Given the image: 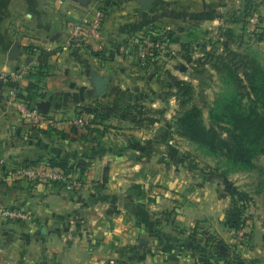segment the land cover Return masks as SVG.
<instances>
[{
	"label": "crops",
	"instance_id": "1",
	"mask_svg": "<svg viewBox=\"0 0 264 264\" xmlns=\"http://www.w3.org/2000/svg\"><path fill=\"white\" fill-rule=\"evenodd\" d=\"M247 4L261 14V40L251 36L261 47L264 0H157L148 9L139 0H0V79L28 69L22 93L51 117L108 108L107 119L92 123L99 139L85 144L72 129L65 131L70 137L46 134L48 126L31 129L9 86L0 85V156L8 166L46 157L90 166L83 175L70 173L80 182L76 188L13 183L9 168L0 169V205L31 215L17 222L0 217V264H225L213 256L214 247L208 254L207 233L222 241L227 259L264 264V207L250 203L246 238L239 241L238 230L225 224L233 200L224 205L222 180L187 164L189 150L177 140L196 144L171 127L174 82L195 83L198 73L215 71L194 67L170 42L150 59L140 54L149 33L206 29L222 39L229 27L246 41L248 25L242 28L233 16ZM101 8L106 49L72 48L73 26ZM124 107L134 120L121 115ZM212 181L219 183L213 190Z\"/></svg>",
	"mask_w": 264,
	"mask_h": 264
},
{
	"label": "trees",
	"instance_id": "2",
	"mask_svg": "<svg viewBox=\"0 0 264 264\" xmlns=\"http://www.w3.org/2000/svg\"><path fill=\"white\" fill-rule=\"evenodd\" d=\"M249 4L244 6L240 12L238 10L234 12L233 22L241 23L242 28L247 25L249 17L256 12L255 8ZM234 31L229 27L223 29L221 35L226 38V47L230 46L228 44L230 40L233 41L236 38L240 40L235 43L238 44V48L244 47L247 43L243 33L236 35ZM149 34L153 40H165L168 43L179 45L182 56L188 62L194 63V67L198 68L209 65L220 75L224 84L223 89L216 92L214 99L207 103L208 122L205 119L204 108L194 102L195 84L184 80H176L173 84L175 90L171 92L179 101L178 113L171 124L174 133L193 142L208 154L221 156L225 159L223 165L227 167L220 174H218L220 167L215 168L213 170L215 173H210L211 175H208L209 172H206L204 168H199L197 163L193 168L200 169L201 173L209 176L210 179L218 178L224 181L229 179L230 174L236 170L256 169L258 167L256 161L264 156V63L261 58L247 49L246 52H242L236 49L231 50L228 47L224 50L217 48L216 42L221 43L223 38L213 41L212 50H207V45L213 39L209 37L210 32L206 29ZM196 52H201L202 56L194 59ZM96 53L100 54V52ZM21 97L31 107H34L29 94L26 97L22 93ZM128 108L130 109V107L120 108L119 112L123 117L134 120L133 110L129 111ZM135 109L142 112L143 106H135ZM83 111L94 115L91 125L86 129L88 132L79 134L80 139L87 144L99 139V127H93L92 123L97 124L98 121L102 122L107 119L108 108L88 107ZM30 128L41 127L30 126ZM42 130L51 136L53 133L61 137H70L65 130L53 125ZM72 131L78 134L79 128L73 127ZM42 160H47L51 166L60 167L67 173L79 171L83 175L90 170V166L84 161L72 165L66 158L46 157ZM42 160L29 163V165H35ZM54 183L60 184L61 182ZM102 187L104 184L99 188ZM230 194L233 202L227 211L225 224L239 230L246 223L245 214L253 197L249 192L233 186L230 188ZM205 240V244L210 247V250H207L208 254L211 255V247H214L213 256L225 260V264H242L238 259L234 262L227 259L228 255L220 251L222 241H218L215 236L207 233Z\"/></svg>",
	"mask_w": 264,
	"mask_h": 264
},
{
	"label": "built area",
	"instance_id": "3",
	"mask_svg": "<svg viewBox=\"0 0 264 264\" xmlns=\"http://www.w3.org/2000/svg\"><path fill=\"white\" fill-rule=\"evenodd\" d=\"M249 23L253 27L260 24V15L255 12L249 18ZM258 29L256 28L255 31ZM152 34V33H151ZM141 56L144 59L152 58L156 52H166L169 43L165 40H153L150 34L141 38ZM74 49L90 50L94 53L102 52L107 44L104 35V12L101 9L95 10L90 18H86L73 26V33L69 40ZM28 74V69H23L13 74H2L3 83L8 85V96L13 101L26 123L30 126H50L68 131L73 127L79 128V133L88 132L86 129L91 125L93 115L81 112L76 117H51L35 107H31L22 97L24 80ZM9 168V178L15 182L28 181L31 183H54L61 182L70 188L80 185L79 180L72 177L64 169L51 166L47 160H42L35 165L8 166L6 158L0 156V169ZM0 217L8 221H24L31 219V215L26 211L7 205H0ZM239 241L246 238V228L242 227L238 231Z\"/></svg>",
	"mask_w": 264,
	"mask_h": 264
},
{
	"label": "rangeland",
	"instance_id": "4",
	"mask_svg": "<svg viewBox=\"0 0 264 264\" xmlns=\"http://www.w3.org/2000/svg\"><path fill=\"white\" fill-rule=\"evenodd\" d=\"M251 1V0H250ZM243 9V8H242ZM241 9L238 10V12H240ZM257 12V11H256ZM260 15V19H261V14L260 12H257ZM248 25V29H247V33L250 35L249 39L246 40V43L244 47H240L238 48V44H235L237 41H240L239 39H233V41H229V45L227 46L229 49H233V50H239L242 52H246V49L248 51H250L251 53H255L256 55H258L261 58V61L264 63V43H262L261 47L259 45L256 44H252V34L254 33H258L255 37H253L255 40L253 41H260L261 37L260 35L263 33V31L261 30V23L259 24L258 27H253L252 24H250L249 22L247 23ZM258 29L257 31H255V29ZM249 31V32H248ZM163 33V32H162ZM153 34V33H152ZM210 35V34H209ZM211 36V35H210ZM208 38V36H207ZM223 39L221 40V43L216 42L217 43V48H221V50H224L226 47V41L224 37H222ZM218 41V38L213 39L212 42L210 44H208L207 46H212L214 44L215 41ZM214 41V42H213ZM251 43V45H250ZM134 46V45H133ZM250 46V47H248ZM212 50V49H211ZM197 54L199 52H196ZM165 54V53H163ZM199 78L198 81H195V94H194V102L197 103L198 105L202 106L204 108V114H205V119L206 122H208V101H211L214 99V96L216 94V92L220 91L223 89L224 84L223 81L220 77V75L218 73H210L209 69L207 71H203L197 74ZM175 90V89H174ZM170 103H169V107L171 108L170 112L171 114H174V112L178 113V108H179V101L178 98L175 95H171L170 96ZM183 140L182 139H178L177 143L184 148V150H186V148H188V152L186 151V161L187 164L190 166H194L196 163L199 164V168H204L206 170V172H209L208 175H211L213 172V170L215 168H219L218 170V174H220V172H222L223 170H226L227 167H225V165H223V163H225V159L222 158L221 156H215V155H211L206 153L205 151H203L202 149H199L198 146H186L183 144ZM186 147V148H185ZM189 153V154H188ZM257 163V168L254 170H236L234 172H232L229 176V179L227 180H222V191H223V199H224V205L227 203V201L229 200L231 194H230V188L233 187H237L240 190L243 191H247L249 192V194H251V196L253 197L254 201L253 203H255V205L264 207V156L259 159L258 161H256ZM211 173V174H210ZM209 177V176H208ZM191 178V175H190ZM189 178V180H191ZM213 179V178H212ZM214 181H212V186H210V189L213 190L215 183H213ZM217 185L219 184L218 182L216 183ZM181 199H179L180 201ZM251 201V202H252ZM179 205V203H178ZM177 206V204H176ZM175 217L171 216L170 219L173 220ZM17 222V221H16Z\"/></svg>",
	"mask_w": 264,
	"mask_h": 264
},
{
	"label": "water",
	"instance_id": "5",
	"mask_svg": "<svg viewBox=\"0 0 264 264\" xmlns=\"http://www.w3.org/2000/svg\"><path fill=\"white\" fill-rule=\"evenodd\" d=\"M157 0H139L141 6L143 9H148L152 7ZM3 83V81L0 79V85ZM105 83V81H104Z\"/></svg>",
	"mask_w": 264,
	"mask_h": 264
}]
</instances>
